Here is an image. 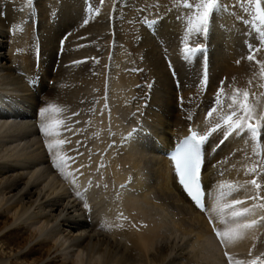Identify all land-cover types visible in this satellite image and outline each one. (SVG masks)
Returning <instances> with one entry per match:
<instances>
[{
	"label": "bare ground",
	"instance_id": "6f19581e",
	"mask_svg": "<svg viewBox=\"0 0 264 264\" xmlns=\"http://www.w3.org/2000/svg\"><path fill=\"white\" fill-rule=\"evenodd\" d=\"M182 1L0 0V264L264 261V5L223 0L234 10L219 7L198 32L195 16L177 13ZM185 45L200 51L186 59ZM36 50L32 93L12 66L31 74ZM244 91L256 140L221 119ZM49 106L61 111L41 115ZM56 121L59 135H46ZM187 127L211 135L202 212L161 155ZM235 200L221 223L213 208ZM229 229L221 243L216 232Z\"/></svg>",
	"mask_w": 264,
	"mask_h": 264
},
{
	"label": "snow or ice",
	"instance_id": "6c2138e0",
	"mask_svg": "<svg viewBox=\"0 0 264 264\" xmlns=\"http://www.w3.org/2000/svg\"><path fill=\"white\" fill-rule=\"evenodd\" d=\"M32 0H27V3L31 4ZM104 0H101V3H103ZM256 9L257 12L260 13V5L261 0H255ZM223 6V0H199V3L196 5V16H195V22L193 24V28H195L198 32L203 29V31L207 32V25L209 24L210 16L214 15L215 9L218 7ZM191 7V6H189ZM258 19L261 20L262 23H264V14L258 15ZM17 30H20L19 27ZM191 31V29H189ZM260 42L264 44V33H261ZM250 52L252 51L251 46H249ZM258 50V49H257ZM184 54L185 58H190L191 54L196 51H200L199 48H189L187 45H185L184 48ZM247 59L249 61H252L254 59V55L249 54ZM262 67V75H264V64L261 65ZM221 91H223L221 89ZM243 101L238 102L237 96L233 95L231 97L232 104L229 105V108L232 109V111L226 115L221 117V119L224 121V124L228 125L229 128H231L233 131L239 130L242 127H246L247 131L251 133V136L254 140L258 138L260 135V126L253 127L249 121L253 117L254 108L253 106L248 102L249 100V93L247 91H244L242 93ZM219 97L217 99V103H219ZM58 113L61 111L60 109L56 108L55 106H49L48 108H45L42 110L41 115H45L48 112ZM216 109L213 108L208 112V116L211 117L212 113L215 112ZM242 113V115L238 114ZM233 117L236 119L233 120ZM62 122L56 121L53 124L46 125L42 127V131L45 132L46 135H59L58 132L55 131L57 127L60 126ZM220 125H217V128H219ZM216 129H213L215 131ZM207 139L206 136H199L197 138V134L193 133L190 140H186L182 142V145L179 146L175 152V154L172 156V160L175 164V171L178 174L179 181L183 185L185 191L187 194L191 197V199L195 202L196 206L201 209V211L204 210V205L202 202V189L199 182V171L201 167V145L205 142ZM64 141H58L57 146L63 145ZM50 149L53 147L52 145L48 146ZM58 160H63L62 157L58 156ZM58 166V165H57ZM251 171H255V168L251 169ZM251 183L259 188L260 185L256 183V180H252ZM223 187V186H222ZM229 187H231L229 185ZM231 193H222L221 195H230ZM242 201L235 200L231 204H225L221 206L219 202H217V205L213 208L214 212H218V214L221 217V223H226L224 219V212L227 208H232L233 205H239ZM260 207L264 208V205H260ZM250 212V209L245 208L242 211H232L231 212V218L233 220L238 219L239 217H242ZM256 221L253 220L251 223L238 225V227L243 228H251L255 226ZM236 232V229H229L224 232L217 231L216 235L221 239V243H224L226 239L231 240ZM227 255V254H226ZM259 261V264H264V261H260L259 257L256 260H253L251 264H257ZM229 264H231V257H229Z\"/></svg>",
	"mask_w": 264,
	"mask_h": 264
},
{
	"label": "rangeland",
	"instance_id": "374dc122",
	"mask_svg": "<svg viewBox=\"0 0 264 264\" xmlns=\"http://www.w3.org/2000/svg\"><path fill=\"white\" fill-rule=\"evenodd\" d=\"M187 0H183L182 1V4H181V7H179V9H178V14H180V11L181 12H183L184 10H185V12H189L190 13V15H192V16H196V15H193L194 14V12H196V5L198 4V1L197 0H188L187 2H186ZM263 1L264 0H261V3H262V5H264V3H263ZM239 2H241L240 4H239V7H240V9L241 10H246L247 9V7H249L253 2H255V0H239ZM189 3H191L190 5H189ZM234 2L233 1H229V3H227V4H225V5H227V10H228V12H229V9H230V7H231V9L232 10H234L233 8H234ZM225 5H223L222 7H225ZM112 6H113V3H112ZM189 6H191V7H189ZM112 9H113V7H111ZM219 8V7H218ZM215 9V11H214V13L217 11V10H219V9ZM111 9V10H112ZM220 9H221V7H220ZM225 9V8H224ZM180 10V11H179ZM187 10V11H186ZM177 11V10H176ZM248 12V11H247ZM241 13V12H240ZM81 16L80 17H83V15H84V13L82 12L81 14H80ZM0 16H2V14L0 15ZM2 18V17H1ZM208 26V25H207ZM255 28H258L257 26H255ZM240 36V35H239ZM40 38V37H39ZM32 39V40H31ZM31 39H29V42L31 43V45H33L34 44V42H33V40H35V39H33V35L31 34ZM7 43H10V41H8ZM7 50V49H6ZM2 53V52H1ZM109 53H110V51H109ZM108 57V56H107ZM51 80H48L47 82H50ZM46 82V83H47ZM48 86H50V85H48ZM44 97V94H41V99ZM4 105V104H3ZM3 105H1L0 106V108H3V110H7L6 108H4V106ZM169 109H170V107H168ZM133 118V117H132ZM131 127L134 129V131H135V128H136V126H135V124L134 123H132V125H131ZM130 132V131H129ZM1 135H3V134H1ZM0 135V136H1ZM12 145V146H11ZM17 145V143H11L10 144V146H11V149L14 147V146H16ZM20 145V146H19ZM18 146H17V148L16 147H14L13 149H17V150H21L22 148H24V145H23V143L21 144H19ZM19 147V148H18ZM10 149V147L7 149V151ZM10 149V150H11ZM9 150V151H10ZM8 151V152H9ZM223 254H224V257H229V253H227V252H223ZM227 254V255H226Z\"/></svg>",
	"mask_w": 264,
	"mask_h": 264
}]
</instances>
